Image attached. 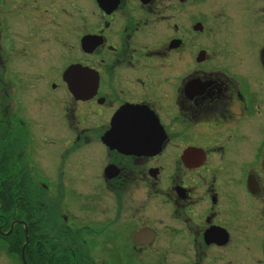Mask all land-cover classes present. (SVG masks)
Returning a JSON list of instances; mask_svg holds the SVG:
<instances>
[{
  "label": "flooded vegetation",
  "instance_id": "1",
  "mask_svg": "<svg viewBox=\"0 0 264 264\" xmlns=\"http://www.w3.org/2000/svg\"><path fill=\"white\" fill-rule=\"evenodd\" d=\"M0 91V264H264V0H0Z\"/></svg>",
  "mask_w": 264,
  "mask_h": 264
},
{
  "label": "rangeland",
  "instance_id": "2",
  "mask_svg": "<svg viewBox=\"0 0 264 264\" xmlns=\"http://www.w3.org/2000/svg\"><path fill=\"white\" fill-rule=\"evenodd\" d=\"M14 86H15V84H14ZM13 86V87H14ZM18 85H17V83H16V87H17ZM16 87H14V89H15V93H14V97L16 96V95H18V96H21V95H24L25 97L26 96H28L29 97V93H28V89H29V83L28 82H25V81H23L22 83H21V87H18V88H16ZM27 95H26V94ZM4 98V96H3V93H2V91H0V100L1 99H3ZM25 113H26V115H28L29 116V112L28 111H26L25 110ZM27 117V116H26ZM28 118V117H27ZM7 256L4 254V252H2V253H0V258H1V260H6L7 258H6ZM12 259H14V261L12 262V261H9L10 263L9 264H17V263H19L18 262V260L16 259V258H12ZM15 262H17V263H15Z\"/></svg>",
  "mask_w": 264,
  "mask_h": 264
},
{
  "label": "trees",
  "instance_id": "3",
  "mask_svg": "<svg viewBox=\"0 0 264 264\" xmlns=\"http://www.w3.org/2000/svg\"><path fill=\"white\" fill-rule=\"evenodd\" d=\"M28 182H29V176H23L22 184H24L25 187H26V185L28 184Z\"/></svg>",
  "mask_w": 264,
  "mask_h": 264
}]
</instances>
